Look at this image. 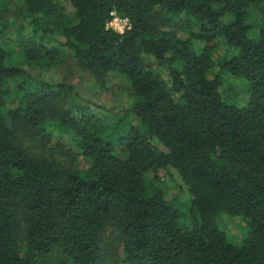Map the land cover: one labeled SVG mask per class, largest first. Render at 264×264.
Returning a JSON list of instances; mask_svg holds the SVG:
<instances>
[{"label": "trees", "instance_id": "obj_1", "mask_svg": "<svg viewBox=\"0 0 264 264\" xmlns=\"http://www.w3.org/2000/svg\"><path fill=\"white\" fill-rule=\"evenodd\" d=\"M0 264H264V0H0Z\"/></svg>", "mask_w": 264, "mask_h": 264}, {"label": "rangeland", "instance_id": "obj_2", "mask_svg": "<svg viewBox=\"0 0 264 264\" xmlns=\"http://www.w3.org/2000/svg\"><path fill=\"white\" fill-rule=\"evenodd\" d=\"M71 10V8L69 7ZM12 18H14L12 16ZM9 19V18H8ZM21 23V20H17L15 22L13 30L11 31V36L15 37L18 26ZM28 31L25 29L24 34H26ZM71 60L65 62V65L68 69H65L66 67H56V68H50L47 70H43L42 76L55 81H67L73 84L75 89L85 98L93 100L95 103L108 107V108H114L117 107L119 109L127 107L129 104L128 102L124 101L123 97L117 96L113 93L111 89L108 90H101V87L97 83H95L92 79V77L85 73L79 71L75 66L71 67ZM72 68V69H70ZM70 69V70H69ZM118 78L112 77L110 78V86L112 84L117 83ZM238 78L232 77V76H225L223 78V84L221 86L222 94L229 100L234 101L237 105H243L246 100V94H244L242 85L237 82ZM112 82V83H111ZM233 82V83H232ZM233 86H231V84ZM231 86V90L224 91L226 87ZM239 87V88H238ZM241 87V88H240ZM239 97V99H238ZM244 98V100H243ZM158 145V144H157ZM160 147V146H159ZM174 178L176 179V182L171 184L169 181L171 180V176L168 174L167 171H161L159 174L161 177V181L165 182V190H167V193L169 196H174L176 200L178 201L179 208L182 210L183 213H187L188 207L190 205V194L188 193L184 183L181 179H178V174L173 170ZM178 176V177H177ZM221 217V214L218 217ZM226 219H224L220 226L228 233L230 238L232 240H236L235 238H238L241 234L244 233V226L245 223L240 219V216H229V215H223ZM221 219V218H220Z\"/></svg>", "mask_w": 264, "mask_h": 264}, {"label": "built area", "instance_id": "obj_3", "mask_svg": "<svg viewBox=\"0 0 264 264\" xmlns=\"http://www.w3.org/2000/svg\"><path fill=\"white\" fill-rule=\"evenodd\" d=\"M106 27L118 33H122L129 27V22L126 18H122L117 14H113L112 18L107 22Z\"/></svg>", "mask_w": 264, "mask_h": 264}]
</instances>
